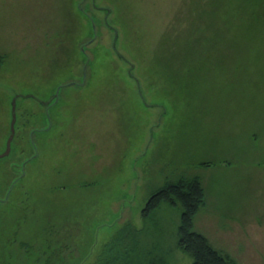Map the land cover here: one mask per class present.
Segmentation results:
<instances>
[{
    "label": "rangeland",
    "instance_id": "1",
    "mask_svg": "<svg viewBox=\"0 0 264 264\" xmlns=\"http://www.w3.org/2000/svg\"><path fill=\"white\" fill-rule=\"evenodd\" d=\"M81 1L0 0V153L13 96H36L18 97L0 158V264H96L112 247L190 264L181 208L142 215L182 175L206 190L195 229L237 264H264V6L92 0V40ZM60 83L50 126L37 99Z\"/></svg>",
    "mask_w": 264,
    "mask_h": 264
},
{
    "label": "trees",
    "instance_id": "2",
    "mask_svg": "<svg viewBox=\"0 0 264 264\" xmlns=\"http://www.w3.org/2000/svg\"><path fill=\"white\" fill-rule=\"evenodd\" d=\"M255 2L259 6H264V0H256ZM82 7L84 10L80 9L79 6L78 9L88 21L89 34L93 36L94 28L91 18L94 19L96 24H101L100 19L92 11L96 7L93 5L92 0L85 1ZM261 12L262 15L256 17L257 22L264 20V9H261ZM85 49H87V46H85ZM81 53L86 59L87 57L83 50H81ZM88 65L90 67L91 61H89ZM160 86L161 84L159 88L162 87ZM21 99L25 98L22 97ZM19 106L20 103L17 104V110ZM17 124L18 120L16 122V130ZM43 130V128L35 129L34 133ZM162 204L181 208L180 223L177 231V246L192 258L190 264H237L231 255L218 250L204 233L195 229L196 215L206 205V190L199 175H182L176 180L166 182V184L153 191L142 209V215L148 217ZM98 262L96 264H135L133 253L130 250L122 252L114 247L106 249ZM150 264H164V260L156 257Z\"/></svg>",
    "mask_w": 264,
    "mask_h": 264
},
{
    "label": "water",
    "instance_id": "3",
    "mask_svg": "<svg viewBox=\"0 0 264 264\" xmlns=\"http://www.w3.org/2000/svg\"><path fill=\"white\" fill-rule=\"evenodd\" d=\"M84 0H82L80 3H79V8L80 9H83V7H82V2H83ZM94 1V0H93ZM84 10V9H83ZM110 12V8H108V13ZM92 19V23H93V28H94V37L92 38V40H94L95 39V37H96V35H97V33H96V23H95V21H94V19L93 18H91ZM117 37H118V33H117V31H116V33H115V37H114V40H113V45H114V47H115V45H116V41H117ZM92 40H90L89 42H91ZM81 48H82V50L84 51V53L86 54V62H85V65H84V74H83V80H82V82L80 83V84H84L85 83V81H86V69H87V66H88V63H89V61H90V55L86 52V49H85V44H82L81 45ZM71 83H74V82H68V83H66V85H68V84H71ZM63 85H65V84H61V85H59L58 86V88H57V90H56V92H55V100H54V102H53V104L54 103H56L57 101H58V99H59V93H60V88L63 86ZM20 96H22V97H36L33 93H26V94H20V93H17V94H15L14 96H13V98H12V101H11V115H12V118H11V122H10V134H9V136H8V138H7V140H6V147H5V149L0 153V158H2V157H5V156H7V155H9L10 154V152H11V150H12V143H13V140H14V137H15V133H16V121H17V99H18V97H20ZM44 102V101H43ZM49 101H46L45 103H48ZM47 115H48V117H49V119H50V113H49V108H47ZM51 119H50V126H51ZM49 126V127H50ZM49 127H46V128H43V129H48ZM32 133H33V131L31 132V141H32V143H34L33 142V137H32ZM38 155V150L36 151V153L31 157V159L32 158H34V157H36ZM28 160H30V159H27L25 162H23V164H22V174L20 175V177H18V178H16L15 180H14V182H13V184H12V187L15 185V183L25 174V165H26V163H27V161ZM12 189V188H11Z\"/></svg>",
    "mask_w": 264,
    "mask_h": 264
},
{
    "label": "flooded vegetation",
    "instance_id": "4",
    "mask_svg": "<svg viewBox=\"0 0 264 264\" xmlns=\"http://www.w3.org/2000/svg\"><path fill=\"white\" fill-rule=\"evenodd\" d=\"M73 82H75V81H73ZM61 84H64V83H60L59 85H61ZM71 84L77 85V83H71ZM59 85H58V86H59ZM58 86H57V88H58ZM63 86H64V85H63ZM63 86L60 88V91H61V89L63 88ZM57 88H56V90H57ZM37 100H38L40 103H42L43 105H45L46 110H47V108H49V110H50V107H52V106L54 105L53 102H54V100H55V93L49 95V96L47 97V99H46V98L39 97ZM43 101H44V102H43ZM46 101H49V102H48V103H45ZM55 104H56V103H55Z\"/></svg>",
    "mask_w": 264,
    "mask_h": 264
}]
</instances>
